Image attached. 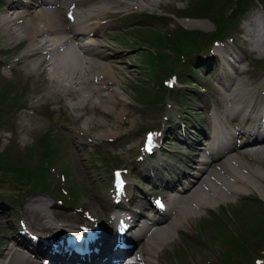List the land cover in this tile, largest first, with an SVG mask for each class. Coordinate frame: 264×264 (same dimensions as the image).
<instances>
[{"label":"rangeland","instance_id":"rangeland-1","mask_svg":"<svg viewBox=\"0 0 264 264\" xmlns=\"http://www.w3.org/2000/svg\"><path fill=\"white\" fill-rule=\"evenodd\" d=\"M1 1L0 17L7 12L5 5ZM125 1L129 2V0ZM148 1H140L142 5L140 10L145 9L148 14L162 15L161 18L154 19L146 24L138 23L139 21H137L136 17L131 18L132 14L138 13V11L134 12L137 7L129 6L125 8L124 12L108 22V27H104L107 30L101 38L102 41H100L106 47L103 52L111 56L105 62L107 65L111 64L108 69L112 77L108 80L103 79L104 81L93 80L91 82L93 86L86 88L87 93L82 95H66L63 91L64 88L61 87L65 80H62L61 83L57 82L55 89L46 88V84L43 83L45 79L42 73L44 67L46 71L48 67L38 63L45 57V54H37L41 59L34 58L36 55L27 57L24 55L22 59L25 61L19 60L15 62L17 60L16 57L21 56V52L24 49L26 52L28 47L36 42L35 38L42 36V34H38L39 36H27L22 34L23 32L17 31L15 27L18 26L12 25L13 23L3 26L4 21L0 20V61H4L3 64L6 63L0 67V86L4 85V83H9L16 87L17 94H21L24 91L23 100L26 102L24 106L26 111L16 114L15 111L12 112L4 124L0 126V152H6L13 158L19 157L16 158L19 161L24 157L26 148L33 145L44 131H49L51 136L61 133L62 147L57 154L56 161L54 160L55 164L49 167L46 180L49 183V188L55 190L58 188V182H60L57 173L60 170L67 173L65 174V184L70 191L78 195V199L72 206L76 210L85 209L86 212H89V206L93 203V200L100 198L110 188V172L97 159L96 154L99 153L95 151V148L100 149L103 155L109 157L114 162V167L121 168L126 160L129 159L127 161L129 162L130 159L133 160L138 154V147L144 131H163L167 126L168 131L169 128L172 129L173 127L177 130L180 123L184 122L186 128H189L193 134H197L195 130H198V124L206 128L205 122L212 114L213 108L224 110L230 107L229 101H220L217 92L213 91V87H217L218 91L220 90L216 82L221 75L225 76L226 71L220 69V63L217 59L211 62V65H214L212 68L207 67L206 62L210 60V56H200L199 61L195 62V59L199 58L198 55L192 57L189 65L195 68L194 70H198L199 78L186 77L181 74L179 83L184 84L187 88L192 86L194 90L188 91L184 88L178 92L179 98L176 100L178 106L168 100V98H165V101L163 99V106H149L142 104V102H139L141 104L137 103L138 97L134 93L132 86L137 85L138 88L139 86L144 88L155 84L154 81L149 79L145 68L147 71L154 69L150 53L158 54L157 56L161 55L158 49L149 46L151 45L150 40L141 44L143 36L138 37L139 34L146 31V29L160 33L172 32L176 29L206 33L215 29L207 20L185 21L175 17L176 13L187 10L192 0ZM254 1L252 0L253 4L250 5V8L244 14L236 20L233 19L232 27L238 33L235 34L232 42L229 40L225 42L227 43L228 51L234 56L236 55L235 48L239 50H241V47L244 48V50H241V57H245L247 49L250 48V45L248 46L244 42V40L249 41L248 37H243L240 34L242 33L241 21L256 13L257 20L264 23V9L261 6H254ZM120 7L124 6L120 5ZM233 16L232 14L229 16L230 20H232ZM60 21H62L61 16ZM39 25L41 24L39 23ZM7 28H11L12 32L8 31ZM261 29L260 34H256L258 38L254 36L250 40L258 39L260 42L259 48L264 52V39H262L264 38V27ZM209 45L207 44V46ZM63 51L66 52L67 49H58V52L56 50L55 56L60 55ZM202 51H204L203 48L200 49L199 54ZM154 59L158 60L157 57ZM68 60L69 63L63 71L65 73L64 78L73 77L77 68L86 66L81 59L77 68L73 58ZM178 61L179 65L175 63V60L173 61L175 65L172 71L177 76L180 75L183 68L187 69V61L183 59ZM6 65L8 68L5 67ZM69 65L76 69H72V72L68 71L69 68L67 69V67ZM236 65L241 68V77L244 79L243 92L247 97L257 93L261 84L264 86V57L258 59L257 54H254ZM198 72H196L197 75ZM35 74L41 82L36 80L37 77L35 79L33 76ZM202 78L203 81L199 80ZM47 80L49 79H46V82H48ZM100 96L102 101L105 99H108L106 101H111L110 104L100 108L98 104L101 102ZM34 97L35 102L32 100ZM81 130L85 131L80 132ZM171 134L169 133L168 138L170 139L166 145V153L163 154V158L174 161L176 153L174 149H177L174 147L181 146V143L172 141L174 134ZM191 137V139H195L193 136ZM201 137L199 135L198 138ZM187 141L188 143L190 142V140ZM183 146L181 147L184 148L185 146ZM240 160L242 163H247L257 169L259 174L264 175V156L255 160L246 157ZM20 161L23 160L21 159ZM34 162V159L29 160V163L34 164ZM99 164L102 165L103 169L97 168ZM215 169L216 171L219 170L218 167ZM255 184L256 186L254 187L256 188L247 189L249 191L246 190V193L251 196H247L249 197L247 199L255 198V200H250L254 201L256 207L250 210L241 208L240 203L236 202L238 198L236 199L235 197L240 196V194H232L227 201H223L220 204L215 203L208 207L210 209L201 210V213L197 211L193 216L188 215V220H182L181 226L176 231L171 230L162 238L167 240L169 236L170 238L172 236L168 243L163 245V242H161L162 245H159V248H161L159 263L221 264L220 255L228 247L226 248L224 244L220 243L218 238L214 237L215 234L212 227L207 225L206 222L212 214L217 213L216 215L221 216L225 230L233 232V230L238 228L235 219L237 209H241V212L248 216L247 219L255 214L260 215L263 213L264 185ZM19 193L20 191H15L7 182H0L1 199L4 202H8V207L10 208V210L0 213V244L3 243L0 247V252L9 243L4 239L5 237L15 236L17 240L22 241L17 236L18 228L16 224V221L21 217L20 211L22 207H28L27 204L39 197L42 200H46L49 205L56 206L52 200L39 195L25 197L27 201L20 203L13 202L9 198L10 194L19 195ZM1 206L7 208L5 205ZM57 211L65 212L66 210L60 207ZM83 219L85 218L83 217ZM247 219L243 217L241 220L242 224H246L245 228L250 226V221L246 222ZM241 221H238V223ZM243 227L242 225L239 228ZM262 228L264 229V223ZM262 236L260 245L264 246V233Z\"/></svg>","mask_w":264,"mask_h":264},{"label":"bare ground","instance_id":"bare-ground-1","mask_svg":"<svg viewBox=\"0 0 264 264\" xmlns=\"http://www.w3.org/2000/svg\"><path fill=\"white\" fill-rule=\"evenodd\" d=\"M141 0H129V2L125 0H57L58 6L51 11H41L40 7L39 9L33 8L31 5L35 4L37 6H45L46 0H25V7L23 11H17V12H10V15L8 17H0V20H3V26H6L9 23H13L12 25L18 26L15 27L17 31L19 30L20 33L27 35V36H39L43 33L48 35H51L54 31H60V29L65 30L68 34L71 33V31L75 28L76 30L83 29V32L86 34L91 32L92 34H89V36H94L91 39H88V42L80 45V53L83 54V57L80 56V58H73V61H75L76 68L80 65V59L83 60L82 63L85 62V67L83 68H75L71 67L70 65L67 67L68 71L72 72V69H76L73 74V77L70 78H64L65 73L63 71L66 69V65L69 63V60L65 61L63 67H56L57 62L52 61L50 64H46L49 66L50 72L48 73V76H50L46 82V74L45 69L42 73L44 77L43 83L46 84V88L49 89H55V84L57 82L61 83L62 80H66V83L63 84L61 87L64 88V93L66 95L68 94H76V95H82L86 94L87 90H85L88 87H92L93 79L101 80L105 79L108 80L110 77H112L110 70L108 69V66L102 64L99 62V60H104L105 57L98 54L99 49L104 48V44L97 40L96 38L99 36L96 33L97 28L100 27L98 25L97 20H102L106 18H112L115 17L118 12L111 11L113 8H119L120 5H123V8H127L128 6H139ZM143 1V0H142ZM147 2H149L147 0ZM75 5V9H79V7H83L82 11H79L77 14H75L74 20L72 23H69L66 19L64 20L65 28L62 27L60 23L59 14L61 11H63L65 8H67V5L70 4ZM66 14V12H65ZM39 23L41 25H39ZM82 26V27H80ZM102 27V26H101ZM260 27H264V25H260ZM8 31L12 32L11 28H7ZM39 34V35H38ZM80 35V34H79ZM257 37V36H256ZM258 38V37H257ZM261 38V37H260ZM71 40L75 42L78 41V35H71ZM264 39V38H262ZM62 40V42H66V38L64 37H58L57 41ZM43 43L38 44V42H35L34 44L30 45L28 49L26 50V53L31 52L30 54H26L25 56H34L39 54L40 51L45 53L47 52V48L52 49V44L49 43L47 40H42ZM260 42L256 45V49L259 53L264 52L259 48ZM262 45V44H261ZM36 49H35V48ZM79 47V46H78ZM54 49H52L53 51ZM262 54V55H263ZM24 58V56H22ZM70 59V58H68ZM67 62V63H66ZM40 65L46 63V60L42 59L38 62ZM64 68V69H63ZM63 69V70H62ZM56 71V72H55ZM67 72V71H66ZM238 80L232 82L229 87H227L224 90V97L229 101V108L224 109L225 114V121L229 124H235L237 122L242 121L245 119L246 122L254 121L252 115L250 114V110L253 107L252 101L248 103L249 99L246 98L245 93L242 90L243 80L241 78V73L237 74ZM90 81V82H88ZM104 81V80H102ZM42 83V85H43ZM91 85V86H90ZM89 91V90H88ZM124 100V99H123ZM126 102V101H125ZM99 106H106L105 104H102L101 102L98 103ZM246 107L247 112L245 115H242L243 111L242 108ZM250 108V109H249ZM235 110L236 112H232ZM218 112L215 111L214 114ZM222 113V111H221ZM85 130H81L80 132H84ZM242 132L238 131L236 133V136H241ZM241 138V137H240ZM186 144V143H185ZM189 145V144H186ZM243 148H252L250 151H243L241 152V156H237L236 152L234 155L228 158H223L219 164H215V166H219V170L216 171V167L212 166L207 175V179L204 181L202 187L207 186H213L215 187L214 190L209 191L211 195H207V193L200 192L199 190H194L190 193H184V196L182 200L179 201L178 204H181L178 208V211L175 212V218L173 222H171V225L161 230V240L162 244L168 243V240L162 239L165 235H167L169 230H176L178 227L181 226L182 220H187L188 215L193 216L196 214V210H193L191 208H188V202L195 203L198 211L204 210L215 203H220L223 201H227L231 198L230 195H245L246 190L250 188H256V184L253 182H257L259 184L264 185V175H261L258 173V170L253 168L252 166L248 165L247 163H242L240 159H243V157L250 158L251 160L260 159L262 156H264V144L258 145L256 147H251V145L248 144V141H244V143L241 145ZM177 149H174L175 160L183 163L184 165H187L188 167H195L198 165L197 162H195L193 159L188 158V163L190 165L186 164L185 160L187 158V151L188 146L186 148H182L181 146L174 147ZM244 150V149H243ZM193 158L197 157L196 153H190ZM240 160V161H239ZM245 162V161H244ZM152 166V165H151ZM180 166V165H179ZM153 167V166H152ZM155 170L158 169V163L156 162V167H153ZM209 168V167H208ZM162 173L160 176H163L165 178L166 174ZM204 174V172H203ZM202 174V176H203ZM159 173H156V176L158 177ZM213 178L212 180L210 178ZM199 179H194L196 183ZM217 186H222L224 189L217 188ZM148 187H143V191H147ZM249 191V190H247ZM90 204V203H89ZM106 201L104 199H96L93 200V203L89 206V211L95 215V216H103L106 211ZM85 210V209H84ZM181 210V211H180ZM2 213V212H0ZM20 214L23 215L25 218V222L28 224L32 223L31 220H35L36 227L39 231H45L48 230V227L50 226L49 221L51 219L50 216H47V214H43V210L41 208H35L34 206H28V207H22ZM54 217V215L52 214ZM63 217L67 220H71L74 218L73 214H67L63 215ZM183 223V222H182ZM173 231V230H172ZM36 234V233H33ZM147 244L152 246L150 249H146V255L149 253V257L147 258L148 264H155L154 259L156 257L157 251L153 249V244L151 243L154 241V243H157L160 239H154L152 237L147 239ZM160 244V245H162ZM154 250V251H153ZM7 252H5V256H7L9 253H11L10 257L8 258L7 262L5 264H25L26 260L19 255V253H16V251H11V247H8L6 249ZM153 251V253H151ZM17 254V255H15ZM30 264L32 262H29ZM2 264V262H0Z\"/></svg>","mask_w":264,"mask_h":264},{"label":"trees","instance_id":"trees-1","mask_svg":"<svg viewBox=\"0 0 264 264\" xmlns=\"http://www.w3.org/2000/svg\"><path fill=\"white\" fill-rule=\"evenodd\" d=\"M249 0H192L190 7L181 12L182 16L187 17H199L206 18L210 20L215 29L209 33L201 35L197 32H188L183 30H173L172 32L160 33L158 31L146 30L141 35L143 36L142 42L150 40L149 46L160 51V56L158 54L150 53V57L153 60L152 64L154 69L151 74H157L159 72L157 88L151 90H135L137 95H139L140 101L142 100L147 105H154L161 103L163 97L168 93L165 86L161 84L162 80H165L170 75L175 74L173 71L174 60L176 62L179 58H191V56L200 49L206 46V44L214 39L222 38L228 28L231 26L232 22L229 16L232 14L234 16H239L245 7L247 6ZM259 2L264 3L263 0ZM230 13V14H228ZM154 59V58H156ZM8 88L2 85L0 88V123L3 122L5 118L17 108L18 104L16 100L19 96L9 97ZM59 135L50 137L48 133L42 134L34 145L30 146L24 157L21 159L23 161H16L12 156L7 155V153H0V180L9 179L13 183L20 185H28L29 191L34 190H45V176L47 167L43 165L44 162L50 163L53 156L57 152L56 143L58 142ZM35 158L36 164L30 166L28 161ZM49 165V164H48ZM239 214H237L238 216ZM238 221V219H237ZM262 219L257 218L251 224V227L244 231V237L251 238L257 237V234L261 233V223ZM215 228L216 233L221 237L222 241L230 245L233 249L232 255L227 257H239L240 249H243L242 242L244 238L239 236V234H226L220 230V222L214 220L211 223ZM218 226V227H217ZM235 231V230H234ZM240 232V231H239ZM250 236V237H249Z\"/></svg>","mask_w":264,"mask_h":264},{"label":"snow or ice","instance_id":"snow-or-ice-1","mask_svg":"<svg viewBox=\"0 0 264 264\" xmlns=\"http://www.w3.org/2000/svg\"><path fill=\"white\" fill-rule=\"evenodd\" d=\"M151 142H152V136H149L148 137V145H149V149L148 150L151 149ZM117 177H119V173H117Z\"/></svg>","mask_w":264,"mask_h":264}]
</instances>
